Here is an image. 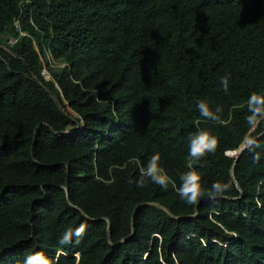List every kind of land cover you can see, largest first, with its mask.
Instances as JSON below:
<instances>
[{
	"label": "trees",
	"instance_id": "16d2710c",
	"mask_svg": "<svg viewBox=\"0 0 264 264\" xmlns=\"http://www.w3.org/2000/svg\"><path fill=\"white\" fill-rule=\"evenodd\" d=\"M253 93L264 94V0H0V264L36 252L53 264H264ZM200 100L227 123L200 116ZM199 131L218 146L193 161ZM249 135L260 147L226 154ZM156 153L167 190L129 183ZM190 165L206 188L233 187L187 205L176 189ZM82 223L78 243H58Z\"/></svg>",
	"mask_w": 264,
	"mask_h": 264
},
{
	"label": "clouds",
	"instance_id": "9594fccd",
	"mask_svg": "<svg viewBox=\"0 0 264 264\" xmlns=\"http://www.w3.org/2000/svg\"><path fill=\"white\" fill-rule=\"evenodd\" d=\"M221 85L225 93H227L229 90L228 77H221ZM196 109L200 116L204 117L206 120L221 124L227 123L220 118L219 114L223 111L220 106H217L213 110L207 101L200 100L196 104ZM247 110L249 113L247 116V123L254 131L260 127L261 124H264V94H251L247 100ZM217 146L218 140L214 135L207 131H199L190 139L188 154L193 161H199L206 157L207 154L215 153ZM258 147H260L258 137H253L251 135L246 136L243 138V142L236 155L238 156L243 151H253ZM254 159L258 160L259 154H256ZM160 160L161 157L159 153L153 154L147 161L146 166L141 165L139 178L130 180L129 183H134L137 187L143 188L151 182L167 190L170 177L161 166ZM109 182H115V177ZM232 187L233 184L230 181H216L213 182L210 187L206 188L202 181V174L190 165L189 170L181 175L180 184L176 190L182 201L187 205L195 206L198 205L201 198L207 197L211 200H215L227 193ZM86 230L87 225L83 223L75 228L67 229L60 237L58 243L60 245H70L73 243L74 239L75 242L78 243L85 235ZM22 264H53V262L44 254L36 252L26 255Z\"/></svg>",
	"mask_w": 264,
	"mask_h": 264
},
{
	"label": "rangeland",
	"instance_id": "374dc122",
	"mask_svg": "<svg viewBox=\"0 0 264 264\" xmlns=\"http://www.w3.org/2000/svg\"><path fill=\"white\" fill-rule=\"evenodd\" d=\"M9 40H11V39H9ZM41 73L45 77V79L48 78L46 71L41 70ZM46 94L49 98V101H50L54 111L57 114L68 119L70 124L75 123V121H78L77 118L75 117L76 116L75 113L66 105L65 101H63L61 98H58L55 94H53L49 91H46ZM73 126L74 125H68L67 126L68 130L70 129L72 131Z\"/></svg>",
	"mask_w": 264,
	"mask_h": 264
},
{
	"label": "water",
	"instance_id": "95a60500",
	"mask_svg": "<svg viewBox=\"0 0 264 264\" xmlns=\"http://www.w3.org/2000/svg\"><path fill=\"white\" fill-rule=\"evenodd\" d=\"M42 70H44V69H42ZM44 77V76H43ZM67 105V104H66ZM68 131V132H67ZM71 130L69 129L68 130V128H66V129H64L63 130V132H60V133H69ZM246 137V136H245ZM242 142H243V139H242V141L239 143V145L235 148V149H229V150H226V154H228V155H233L234 156V158H236L237 157V155H236V153H237V151H238V149H239V147H240V145L242 144ZM232 150V152L231 153H229L228 151H231ZM232 166L230 167V173L232 174Z\"/></svg>",
	"mask_w": 264,
	"mask_h": 264
},
{
	"label": "built area",
	"instance_id": "2783aa9c",
	"mask_svg": "<svg viewBox=\"0 0 264 264\" xmlns=\"http://www.w3.org/2000/svg\"><path fill=\"white\" fill-rule=\"evenodd\" d=\"M9 39H11V40H9ZM13 40H14V38H11V37H8V38H7V42H8V43H11Z\"/></svg>",
	"mask_w": 264,
	"mask_h": 264
}]
</instances>
